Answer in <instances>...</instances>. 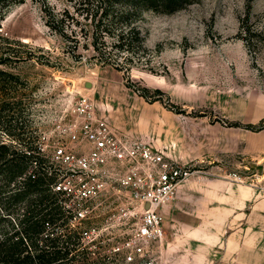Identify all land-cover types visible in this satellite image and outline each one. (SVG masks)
Wrapping results in <instances>:
<instances>
[{"label":"rangeland","instance_id":"374dc122","mask_svg":"<svg viewBox=\"0 0 264 264\" xmlns=\"http://www.w3.org/2000/svg\"><path fill=\"white\" fill-rule=\"evenodd\" d=\"M89 1L0 0V50L12 56L0 65L8 72L0 73V103L22 100L21 138L39 141L63 169L59 147L80 148L64 126L75 100L89 94L99 108L113 106L118 131L167 146L193 173L164 211L165 238L146 255L125 259L134 256L128 242L139 215H125L112 192L87 202L93 231L84 241L100 240L91 248L111 264H264V135L244 127L264 118V0L117 2L102 24L112 35L99 38V49L83 15L98 1ZM130 26L144 37L143 46L124 39L132 56L117 41ZM126 69L151 100L127 87ZM11 138L0 130V141Z\"/></svg>","mask_w":264,"mask_h":264},{"label":"trees","instance_id":"16d2710c","mask_svg":"<svg viewBox=\"0 0 264 264\" xmlns=\"http://www.w3.org/2000/svg\"><path fill=\"white\" fill-rule=\"evenodd\" d=\"M97 1L98 9L91 16L89 12L83 15L86 19L91 18L94 23V45L99 49V38L112 35L108 26H102L104 19L111 15L110 6L130 1L129 3L135 4L132 6L134 8H137L136 4L154 5L158 2L177 8L183 0ZM86 2L90 3L88 0ZM52 21L50 16L48 24L54 28ZM117 36L119 47L125 49V53L130 56L131 47L124 44L126 36L139 40L140 45H144V37L136 26H130ZM10 55V52L0 50V65L8 64L12 57ZM125 71L127 73L128 69ZM0 73L8 72L0 67ZM125 75L127 87L146 100H151L149 87L137 85L128 73ZM156 92L163 94L160 89H156ZM0 95L3 96L2 93ZM155 100L162 98L157 96ZM8 101L3 98L0 103V130L13 136L9 142L0 141V264H111V255L96 257L98 253L101 254L100 251L91 248L92 245L100 247L101 245L97 246L100 240L91 237L88 244L84 241L87 237L84 232L93 230L92 220L86 218L81 221L82 224H73L72 208H67L64 191L55 189L63 179L60 166L50 162L39 141H25L21 138L25 132V124L20 120L22 100H18L13 106ZM11 110L12 114L5 113ZM231 125L243 126L239 123ZM244 127L260 131L264 129V118L257 124L250 123ZM259 168H263V165H259ZM17 207L20 208L19 211Z\"/></svg>","mask_w":264,"mask_h":264},{"label":"built area","instance_id":"2783aa9c","mask_svg":"<svg viewBox=\"0 0 264 264\" xmlns=\"http://www.w3.org/2000/svg\"><path fill=\"white\" fill-rule=\"evenodd\" d=\"M72 112L63 130L80 148L74 152L60 146L56 151L65 173L55 189L64 191L74 223L90 218L85 213L87 202L111 192L121 199L119 205L125 215H139L128 242L134 256L126 255V260L131 262L137 254L149 253L150 244L165 238V208L179 185L193 173L192 167L149 142L118 131L89 94H80Z\"/></svg>","mask_w":264,"mask_h":264},{"label":"crops","instance_id":"0c3cea01","mask_svg":"<svg viewBox=\"0 0 264 264\" xmlns=\"http://www.w3.org/2000/svg\"><path fill=\"white\" fill-rule=\"evenodd\" d=\"M100 110H101V112L103 113V114H105L107 117H108V119L110 120V119H112V117H113V115H115V113L114 112H112L113 111V106L112 105H110V104H104L103 106H100ZM124 131L125 132H127V134H129V132L128 131H126L125 129H124ZM256 133H260V134H263L264 135V129L263 130H261V131H258V132H256ZM130 135V134H129ZM139 139H141V140H143V141H145L144 140V138H140V137H138ZM137 138V139H138ZM151 144V143H150ZM153 146H155L156 148H159V149H162V150H164V147H167V146H163L162 144H160V143H155V144H152ZM263 151H264V146H263ZM165 151V150H164ZM165 153L169 156V157H171L172 159H174V160H176V161H178V162H180V163H187L188 161H182L180 158H178V156L177 155H175V154H173L172 153V151H165ZM187 180V179H186ZM185 181V180H184ZM183 185V184H182ZM181 185V186H182ZM180 191V193H182V189L181 190H179ZM178 191V192H179ZM257 191V190H256ZM254 193V192H253ZM179 195V197H181V194H178ZM254 194H252V196H253ZM178 199V198H177ZM176 199V200H177ZM248 201H250V198H247V199H242V198H240L239 199V202H242V203H248ZM255 202V203H254ZM254 202H253V204H252V207L254 208V207H256V205H257V201L254 199ZM242 207V206H241ZM228 208L229 209H231V206L229 207L228 206ZM165 211H166V208H165Z\"/></svg>","mask_w":264,"mask_h":264}]
</instances>
